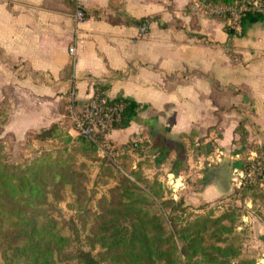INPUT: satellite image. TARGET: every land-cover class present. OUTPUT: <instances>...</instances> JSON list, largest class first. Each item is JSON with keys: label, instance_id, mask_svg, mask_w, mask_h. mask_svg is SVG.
Instances as JSON below:
<instances>
[{"label": "crops", "instance_id": "crops-1", "mask_svg": "<svg viewBox=\"0 0 264 264\" xmlns=\"http://www.w3.org/2000/svg\"><path fill=\"white\" fill-rule=\"evenodd\" d=\"M193 1L0 0V100L11 96L13 104L4 131L22 140L63 123L68 94L83 107L98 82L110 97L146 104L108 132L110 142H143L182 185L175 194L185 187L187 202L217 199L232 187V157L242 148L235 127L242 122L248 143L264 149V19L242 20L229 33L220 18L191 9ZM145 17L141 34L134 20ZM70 57L72 76L62 79ZM208 157L213 164H204ZM194 160L199 187L181 181ZM252 227L264 251V225Z\"/></svg>", "mask_w": 264, "mask_h": 264}, {"label": "trees", "instance_id": "trees-1", "mask_svg": "<svg viewBox=\"0 0 264 264\" xmlns=\"http://www.w3.org/2000/svg\"><path fill=\"white\" fill-rule=\"evenodd\" d=\"M148 19L134 21L140 25ZM263 19L264 11L248 14L242 20ZM226 29L229 33L235 32ZM73 66L74 59L70 57L62 69V79L71 78ZM106 87L97 82L94 93L101 94ZM107 101L116 104L119 113L111 128L126 127L138 110L146 106L122 93L113 97L107 95ZM5 102L4 97L0 105ZM7 117V109L4 111L0 106V128ZM234 130L239 133L242 158L249 149H260L258 144L248 143L242 122ZM30 133L33 139H51L59 145L54 154L41 150L28 163L18 164L8 160L0 133V264H181L182 258L190 264H255L254 258H239L240 250L227 237L217 238L215 244L204 243L202 231L208 222L215 224L226 217L232 220L230 212L211 220L200 215L181 218L185 210L183 198L166 197L161 181L141 176L139 168L130 170L133 177L119 171L108 195L102 194L97 199L98 210L89 223L90 247L63 250L60 241L65 236L59 231L60 220L47 212L45 204L50 199L62 197L65 185H69L71 193L77 194L75 177L70 178L76 173L70 160L72 153L67 152L76 146L69 145L73 136L60 122H52ZM77 135L82 141L78 144L80 151H98L96 142ZM125 168L129 169L128 164ZM255 185L251 183L235 189L240 193L236 197H243L247 187ZM91 225H95L94 228ZM224 227L230 230L232 226ZM226 241L229 242L219 244ZM97 247L99 250H95ZM230 257H237V261Z\"/></svg>", "mask_w": 264, "mask_h": 264}, {"label": "rangeland", "instance_id": "rangeland-1", "mask_svg": "<svg viewBox=\"0 0 264 264\" xmlns=\"http://www.w3.org/2000/svg\"><path fill=\"white\" fill-rule=\"evenodd\" d=\"M10 97L6 96L5 104L0 105L4 111L13 105L11 101L7 100ZM66 103L68 104V96L66 97ZM80 105L82 106V103ZM64 109L67 115L61 125L63 128L68 129L73 136V141H70L69 145L75 144L76 146L67 152L72 153L70 160L73 162L76 173L70 178L75 177L73 182L75 183L77 194L71 193L69 185H65L62 197L57 200L50 199L49 203L45 204L47 212L60 220L59 231L65 236L60 241L63 250L74 251L77 248L88 249L90 247L88 239V234L91 233L89 223L91 224L92 218L96 216L95 212L98 210L97 199L102 194L108 195L109 187L116 183L119 171L129 174L130 170L139 168L141 176L150 180L157 179L161 181L166 197H172L175 200L183 198L185 210L182 212L181 218L192 219L200 215L211 220L218 216H226L225 214L230 212L232 220L226 217L215 224H213V221L208 222L206 229L202 231L205 244H215L217 238L227 237L240 250L239 258H254L256 264L261 257H264L263 249L257 244V239L253 237L254 230L252 227L255 220L260 221L264 225L263 187L258 184L246 186L247 189L243 197H236V194L240 193L237 190L235 192L232 186L217 199L203 202H187L184 199L186 196L185 191H183L185 187L176 196L173 195V192H176L178 188L181 189L182 185L177 183L178 188L173 189L168 183V164L155 163L152 155L154 152H145V148L143 150V146L140 145L141 141L138 139H132L136 140V145L133 144L134 141L132 140L122 145H114L111 142L113 149L111 148L112 150L106 154H102L99 151H80L78 144L82 143V141L74 129V122L67 105ZM0 133L4 142L3 150L8 160L18 164L28 163L41 150H50L54 154L56 147L59 145L51 139L44 141L33 139V133L30 132L22 140H16L11 132H5L3 128H0ZM67 152L65 151L63 154L66 155ZM217 154L218 150L212 152L213 157H216ZM202 161L205 165L208 161L212 162L209 157L208 159H202ZM126 164L129 166L128 170L125 168ZM195 164V160L191 165L188 164V168L182 173L181 181L199 187L202 184L200 182L201 179L197 177L199 167ZM212 166L214 167V165ZM129 176L133 177L130 174ZM225 225H231L232 227L227 230L224 227ZM91 226L94 228L95 225ZM229 241H226V243L220 242L219 244H227ZM98 248L95 250H99ZM230 258L233 259L234 257ZM234 261H237V257L234 258ZM188 263L182 258L181 264ZM104 264L108 263L104 262Z\"/></svg>", "mask_w": 264, "mask_h": 264}, {"label": "built area", "instance_id": "built-area-1", "mask_svg": "<svg viewBox=\"0 0 264 264\" xmlns=\"http://www.w3.org/2000/svg\"><path fill=\"white\" fill-rule=\"evenodd\" d=\"M190 7L220 18L226 28L239 32L241 21L245 16L264 11V0H194ZM74 17L76 21L84 19L85 14L80 5L76 6ZM146 24L147 20L140 24L141 34L146 32ZM68 48L73 55L75 42ZM68 109L78 134L96 142L97 150L102 154L113 149L107 134L112 129V124L118 120L119 113L117 105L107 101L105 92L93 93L83 107L76 108L73 91H71L68 95ZM132 141H134L133 144H137L136 140ZM232 158L231 181L234 189L248 183H256L264 188V149H251L244 158H241L239 153H235ZM168 183L173 189L178 188L173 175L168 176ZM173 195L176 196L175 192ZM256 264H264V257H261Z\"/></svg>", "mask_w": 264, "mask_h": 264}]
</instances>
